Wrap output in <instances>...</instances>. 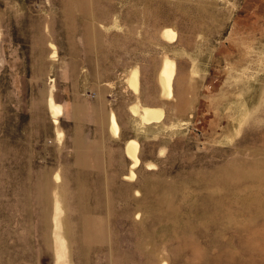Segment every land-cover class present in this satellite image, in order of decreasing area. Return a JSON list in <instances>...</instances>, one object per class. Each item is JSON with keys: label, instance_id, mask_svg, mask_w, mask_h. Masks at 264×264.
Here are the masks:
<instances>
[{"label": "rangeland", "instance_id": "1", "mask_svg": "<svg viewBox=\"0 0 264 264\" xmlns=\"http://www.w3.org/2000/svg\"><path fill=\"white\" fill-rule=\"evenodd\" d=\"M259 162L264 0H0V264L58 263L56 194L70 264H264V186L229 174Z\"/></svg>", "mask_w": 264, "mask_h": 264}, {"label": "bare ground", "instance_id": "2", "mask_svg": "<svg viewBox=\"0 0 264 264\" xmlns=\"http://www.w3.org/2000/svg\"><path fill=\"white\" fill-rule=\"evenodd\" d=\"M163 36L167 37L168 39H172V38H175L176 32L172 28H166L163 31ZM176 71H177V65H176L175 59L171 58L169 55H165L163 57L162 67L158 73L159 82L162 87L161 92H162V95L165 97L175 96L176 90L174 89L175 88L174 81L176 78ZM128 83L135 90L137 91L139 90V71H137V69H134L130 72L128 76ZM48 105L54 116V119L57 125V129H56L57 139L61 140L63 132L60 130L59 125L57 124V120H58L59 114L61 115L64 112L63 106L61 105V103L59 104L55 101L53 94L51 93H50ZM133 111L137 114H140L141 120H142L141 122L143 123H152L154 121H158L160 118L162 119V110L160 108L143 106L142 110H140V106L136 105L133 107ZM109 115H110L109 129H110L111 135L113 137H121V129H120L118 122L116 121L117 118H116L115 113L112 112L111 114L109 113ZM139 146L140 145L138 141L137 140L135 141V139L128 140L126 143L127 154L133 160L131 174L128 176V178H131L135 175V172L133 171L134 166L137 167L138 164L141 162V159L139 156V151H140ZM229 174L231 178L241 176L242 178H245L246 180L253 181L254 183H259L262 186H264V162L262 163L259 162L257 164H254L249 169H243V168L233 169ZM64 208H65L64 203H63V200L60 194H56V196L54 197V215H53L54 248H55L56 258H57L58 263L59 264H70L72 263V259H71L72 255L70 252L71 243L69 241V228L67 227V224H66L67 222L64 221L65 218L63 217V214L65 212ZM85 229L90 230L91 237H93L94 234L95 235L98 234L97 232L100 231L99 226H92V224L89 221H86Z\"/></svg>", "mask_w": 264, "mask_h": 264}]
</instances>
